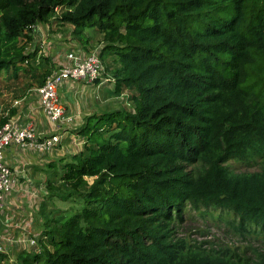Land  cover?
<instances>
[{
    "label": "trees",
    "instance_id": "obj_1",
    "mask_svg": "<svg viewBox=\"0 0 264 264\" xmlns=\"http://www.w3.org/2000/svg\"><path fill=\"white\" fill-rule=\"evenodd\" d=\"M52 21L79 36L100 31L101 60L112 53L120 63L115 93L137 94L133 112L87 119L81 132L91 135L61 176L82 208L49 226L20 264H264L263 253L176 236L201 207L264 232V167L227 165L264 161V0H0V73L17 76L34 56L21 41ZM94 119L109 128L93 132Z\"/></svg>",
    "mask_w": 264,
    "mask_h": 264
},
{
    "label": "rangeland",
    "instance_id": "obj_2",
    "mask_svg": "<svg viewBox=\"0 0 264 264\" xmlns=\"http://www.w3.org/2000/svg\"><path fill=\"white\" fill-rule=\"evenodd\" d=\"M57 12L60 14L61 9ZM40 28L34 29L31 42H27L26 38L21 41V44L26 46V52L34 54L29 63L22 64L17 76L13 69L0 73V122L8 117L11 119L20 116L21 108L14 107L15 102H27L33 90L42 84L45 74L59 67L53 56L63 57L73 44L88 52L94 51L92 53H100L102 50L100 46L104 43L101 40L103 36L96 28H87L80 36L74 33L72 25L62 26L56 21L43 24ZM102 62L104 72L99 80L94 82L95 86L73 91L75 94L72 97L75 101H72L70 96L66 101L74 103L84 112L85 108L89 107L86 112L91 113L90 116L99 117L118 110L133 112L135 104L132 97L137 94L136 91L125 89L122 94L115 93L114 71L120 67L118 59L114 54L106 53ZM89 117L85 118L81 126H76L75 123L67 126L65 133L68 134L64 136L63 142L54 152L38 156L35 166L27 163L31 160L30 155L23 158V178L19 177L18 192L15 194L16 198L12 199L15 202L10 204L7 210L8 213L16 215L11 220L17 228L9 230L6 236H1L9 252L1 264H20L22 254L38 253L46 242L44 231L49 226L56 225V221L69 218L82 208V201L78 196L70 195L72 191L61 182V176L64 165L84 146L75 144V136L79 140L78 144H83V139L86 140L91 135L90 130L85 136L81 132ZM109 126L105 121L96 123V119L90 122L93 132L95 129L100 131L101 128L106 130ZM99 131L97 135L109 137L107 131ZM227 165L237 173L258 172L264 167V161H230ZM93 180L88 178L89 184H92ZM238 223V217L224 210L205 207L189 209L183 221L177 223L176 236L192 245L229 250L254 259L259 253L264 254V232L261 233L259 229L258 234L252 230L240 231Z\"/></svg>",
    "mask_w": 264,
    "mask_h": 264
},
{
    "label": "built area",
    "instance_id": "obj_3",
    "mask_svg": "<svg viewBox=\"0 0 264 264\" xmlns=\"http://www.w3.org/2000/svg\"><path fill=\"white\" fill-rule=\"evenodd\" d=\"M103 72L104 64L100 53L86 55L80 50L68 51L58 69L50 73L44 83L33 90L45 116L56 131L39 132L33 122H25L19 118H11L0 126V220L6 210L8 196L17 190L19 183V175L6 163L7 150L18 147L40 154L54 152L62 142L61 132L76 119L74 114L69 113L62 100L60 89L69 83L84 81L93 84ZM19 106L20 102H15L14 107ZM1 236L0 233V254L7 255L8 248Z\"/></svg>",
    "mask_w": 264,
    "mask_h": 264
},
{
    "label": "crops",
    "instance_id": "obj_4",
    "mask_svg": "<svg viewBox=\"0 0 264 264\" xmlns=\"http://www.w3.org/2000/svg\"><path fill=\"white\" fill-rule=\"evenodd\" d=\"M41 26H43V25H39V26L37 25L36 28L41 29L40 28ZM101 40H103V39H101ZM105 45L106 44L104 42L100 46V48L103 49V47ZM74 47H76V49H74ZM89 49L90 48H87V50H89ZM70 50H80L86 55H90V54H92V52H94V51L88 52V51H86V50H84L82 48H79L77 46V44H73V46H70L68 51H70ZM53 57H55L54 59L59 65L62 63V60L64 59V56L61 57L59 55H55ZM57 69H58V66L56 68H54V69H51V73L53 71L57 70ZM93 86H95V83L89 84V83H86V82L83 81V82L66 84L60 89V96H61L62 100L65 102L69 113L70 114H74L75 117H76V119L74 121L76 126H81V124L83 123L85 118L90 116L91 113H87L86 112V110H88L90 108L86 107L85 108V112H84V110H82L81 108H78L74 103H70V101H66V100L70 96L71 100L75 101L73 99V97H72L75 94L74 93L75 90L81 89L82 87L92 88ZM19 107L21 108V110L19 111L20 116L19 117H14V118H19V119H21V120H23L25 122H28V121L33 122L36 125L37 130L39 132L41 131V132H52V133H54L56 131L55 128L53 127V124H51L49 122V120L47 119V117L45 116V114H44V112H43V110L41 108V105L39 103L38 97H37V95L34 94V92L31 94V96L27 100V102H25L24 104L21 103ZM70 125L71 124H69L68 126H70ZM84 127L85 126H83V128ZM66 129L67 128H65L62 131L63 132L62 142L64 140V136L66 134H68V133H65ZM73 141L75 142L76 145H84L85 146L87 139L86 140L83 139V144L82 143L78 144L79 140L76 139V136H75V140H73ZM84 146H82L83 148H81L80 152H82L84 150ZM79 153H76V154H79ZM27 155H30V158H31L30 162H27V163L30 164V165L35 166L38 163V161H37L38 156L47 155V154H40V153L31 151V150H22V149H20L18 147H11L6 152V156H5L6 163H8L12 167L13 171L16 174H18L19 177H22L21 173H23V171H21V169L24 167V165L22 164L23 163V158H25ZM16 192H18V189L13 194H10L8 196V203H7V206H6V210L3 213L2 217H1V220H0V233H1L2 236L3 235L6 236V233H8L9 230L17 228L16 226L13 225V222H12L13 218L16 217V215L15 214H10V213L7 212L10 204H14L13 202H15V201H12V199L16 198V196H15Z\"/></svg>",
    "mask_w": 264,
    "mask_h": 264
}]
</instances>
